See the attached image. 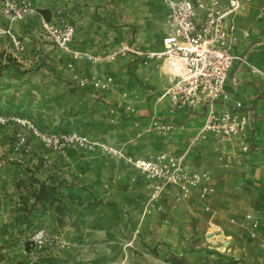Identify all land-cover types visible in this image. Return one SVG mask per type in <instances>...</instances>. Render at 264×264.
Segmentation results:
<instances>
[{
    "label": "rangeland",
    "instance_id": "obj_1",
    "mask_svg": "<svg viewBox=\"0 0 264 264\" xmlns=\"http://www.w3.org/2000/svg\"><path fill=\"white\" fill-rule=\"evenodd\" d=\"M1 1L0 50L11 52V39L4 30L10 29L5 27L13 19L3 14ZM151 25L156 28L154 23ZM115 26L116 29L108 24L97 26L110 37V47L119 36L124 40L131 38V34H126L127 28H123L130 27L129 23ZM119 28L125 32L117 35ZM83 29L82 26L81 43L87 41ZM129 30L131 33L132 27ZM39 31L41 34L32 32L34 35L25 30L15 32L29 43L30 50L18 59L19 69L8 67L0 75V264H25L26 240L31 232L25 227L29 220L25 203L28 201L30 207L34 198L29 197L30 188H18L16 182L32 172L57 186L66 211L60 215L53 209H42L39 204L37 212L32 210L31 221L37 225L58 223L66 236L70 228L81 224L78 236L115 240L117 246L112 251L120 264H136L130 258L132 251L142 264H264V186L259 175L250 177L251 172L241 184L232 180L233 165L240 159L239 151L231 146L233 140L215 133L220 142L215 151L201 146V138L191 135L189 127L178 126L175 119V127L170 130L155 127L153 117L150 123L141 124L142 116L127 106L134 107L132 87L148 84L149 80V71L143 73L136 64L149 70L147 66L139 60L131 61L128 55L111 64H92L78 56L71 60ZM140 40L151 45L158 41L152 36ZM37 43L45 49L35 54L33 48ZM73 59H80L83 71L92 72L90 75H111L110 86L80 85L75 78L79 73L70 63ZM72 130L104 140L129 156L150 157L162 150L193 151L189 166L210 173L214 190L206 195L198 190L181 199H152L139 169L118 156L125 166L136 168L137 175L122 178L120 183L107 177L111 188L116 189L119 184V192L109 195L105 191L106 177H101L100 170L105 167L104 159L113 154L77 145L56 150L44 137ZM90 178L103 187L97 190L98 195L87 185ZM92 195L96 198L92 199ZM210 222L218 225L213 233H208ZM113 224H121L128 231L114 230ZM227 232L235 235L233 244ZM134 234L141 239L139 247ZM216 236L228 246L227 252L212 245Z\"/></svg>",
    "mask_w": 264,
    "mask_h": 264
},
{
    "label": "built area",
    "instance_id": "obj_2",
    "mask_svg": "<svg viewBox=\"0 0 264 264\" xmlns=\"http://www.w3.org/2000/svg\"><path fill=\"white\" fill-rule=\"evenodd\" d=\"M251 1L165 0L169 11L162 49L150 50L137 42H124L105 54H91L72 47L77 27L60 6L53 8L50 19L39 11L32 0H2L1 11L13 20H23L32 13H39L41 30L49 40L93 63L114 60L127 54L143 60H161L168 74V85L161 97L169 99L171 114L185 109L197 112L204 108L203 125L194 136L203 139L209 132H213L231 140L245 132L251 115L243 110L244 103L241 100H237L232 108H221L219 101L228 98L225 85L235 61L241 58L235 48L242 36L250 35L247 29H241V34L238 32L236 18ZM258 16L264 17V2ZM4 32L9 33L11 53L21 60V56L28 52L27 43L11 29ZM75 78L82 86L109 87L113 81L110 75L97 77L75 74ZM127 108L135 110L130 104ZM195 112L194 115H197ZM153 125L160 130L175 127L172 120L154 119ZM44 137L56 150L77 145L89 150L101 149L108 154L126 158L145 176L152 199L163 195L181 199L190 196L196 189L202 195L214 190L212 175L203 170H190L182 154L162 150L150 157L129 156L114 145L76 130ZM243 149L248 150L249 145L245 144ZM254 226L257 227L258 223ZM217 227L214 222H210L208 233H213ZM27 241L28 264H52L47 257L52 258V253L70 246L61 233L44 223L29 232Z\"/></svg>",
    "mask_w": 264,
    "mask_h": 264
},
{
    "label": "crops",
    "instance_id": "obj_3",
    "mask_svg": "<svg viewBox=\"0 0 264 264\" xmlns=\"http://www.w3.org/2000/svg\"><path fill=\"white\" fill-rule=\"evenodd\" d=\"M32 1L38 9L49 8L51 12H53V8L56 6H60L65 9L67 18L77 27V33L71 45L78 51L89 52L91 54H105L109 51L117 49L124 42H137L144 48H149L150 50H160L163 48V36L167 32L166 17L169 11V7L165 0ZM263 2L264 0H252L247 5L246 9L242 10L236 18L238 32L241 34V29H247L250 31V35L248 37L242 36L239 44L235 48V51L241 58L235 61L225 85L228 98L226 100L221 99L219 104L221 108H232L235 106V102L237 100H241L244 103L243 110L248 111L251 115V120L245 132L231 139L233 140L231 142V146L240 153V159L238 160L237 158L233 165V168H235V175L232 180L237 184H241L246 180L248 172H251L250 177H254L252 176L254 174L259 175V181H261L264 186V17L260 18L258 16L260 6ZM8 20L10 19L8 18ZM98 20H100V22ZM40 22V14L35 12L23 20L10 21L5 28L10 27V29L16 33L20 32V30H25L28 34L30 31L31 34H41L39 31L41 29ZM151 22L156 25L155 29L152 28ZM123 23H129L130 27H132L131 33H129V26L123 27L127 28L126 34H131V38L124 40L119 36V38L117 37L114 40L116 41V44L113 47L108 46L107 42L110 40V37L106 32L98 30L97 26L102 27L104 24H108L111 29H116L117 27L115 25ZM160 23L163 24V27ZM82 26L85 28L83 29V36L85 37V40H87L84 43H81L80 40V30ZM123 28H119L117 35H120L121 32L124 31ZM139 36L140 38L152 36L154 39L157 37L158 41L155 45H151V43L141 41ZM26 43L29 52L30 45L28 42ZM33 49H35L34 53L37 54L38 51L45 48L41 47L40 44L37 43L34 45ZM60 50L65 57L68 56L71 60L74 56H76L74 53L62 48H60ZM127 55L131 57V61L139 60L141 64L149 68V70H146L143 66L136 64L137 69H140L143 73L149 71L147 74V79L149 80L147 82L148 84L134 85L132 87V94L130 95L131 103L134 105L136 115L142 116L140 123H150L152 117V120L157 118L164 121H174L175 119L178 126L182 125L184 127H189L190 134L195 135L203 125L204 108L197 110V112L185 109L176 114H171V104L169 99L167 97L160 96L168 85V74L166 69L162 67V61L153 58L143 60L133 54ZM121 57H124V55H120L114 60L99 63H93L86 59L81 60H86L92 64H111ZM81 60L73 59V62L70 63L80 75H90L92 72L83 71V68L80 65ZM158 69H161L159 70L160 73H158ZM194 112L197 115H194ZM172 136L176 137L174 134H172L171 137ZM217 137L218 136L215 133L209 132L205 138L201 139L202 142L200 145L207 146V148H211L216 151V147L220 145ZM179 140H182L181 136H179ZM245 144L249 145L248 150L243 149ZM174 154L184 155L187 167L190 170H199L191 168L188 164V159L194 156L193 151H180L175 152ZM121 159L122 158H119L114 154L108 155L104 159V166L106 168L102 167L100 170L101 177H106L105 185L107 187H105L107 189L104 187V190L106 189L105 191L109 193V195H115L119 192V184L116 186V189L111 188L107 177L116 180V183H120L122 178L124 180L132 174L137 175L136 168H129L125 166L123 159ZM139 172L142 174L140 170H138V173ZM142 176L145 179L143 174ZM90 179L86 181L87 185L94 191V195H98L97 190L99 188H102L103 190V187L99 186L95 179ZM113 183L114 182L110 184ZM196 191H198V189L194 192ZM162 197H168L169 199L175 198L171 195H163ZM91 198L95 199L96 197L92 195ZM57 224L58 223L47 225H50V228L61 233L62 237L69 243L70 246L61 248L60 250L52 253V258L47 257L52 264H120L119 257L116 255L114 256L112 251V248L117 246V241L114 240L111 242V240L108 239L103 240L102 237L99 239L93 238L95 235L88 237L80 234L81 236H78L77 232L81 230V224L70 228L68 236H66L65 232ZM112 227H115L114 230L118 229L122 232L128 231L126 227H121V224H113ZM87 229H82V231H87ZM227 233L231 235L230 242L233 244L235 235L232 232ZM138 235L139 234H134V242L139 247L141 239H137ZM142 244L145 245V242H142ZM212 245L221 251L227 252V250H229L225 242H222V238L218 236H216V240L212 243ZM249 249H251V245L249 246ZM132 252L133 254L130 255L131 260H135L136 264H142L140 259L134 256V251ZM28 259L29 254L26 251L25 264H28Z\"/></svg>",
    "mask_w": 264,
    "mask_h": 264
},
{
    "label": "trees",
    "instance_id": "obj_4",
    "mask_svg": "<svg viewBox=\"0 0 264 264\" xmlns=\"http://www.w3.org/2000/svg\"><path fill=\"white\" fill-rule=\"evenodd\" d=\"M39 11L48 19L52 17V12L49 8H40ZM21 62L18 60L13 53L8 52L5 49L0 50V75L2 74L3 69L8 67H14L19 69ZM23 185H26L30 188V196L34 198L33 204L29 207L28 201L25 203V207L28 209L27 215L29 220L25 221V227L28 230H33L36 226V221H31L32 210L37 212V206L42 205L44 210H52L55 213L60 215L65 214L66 204L63 202V198L60 196L58 188L55 184H48L47 182L39 179L33 172L27 174L23 178H19L16 182V187L21 188ZM27 189V188H26ZM28 197V198H29ZM37 209V210H36ZM26 247L28 249V241L26 240Z\"/></svg>",
    "mask_w": 264,
    "mask_h": 264
}]
</instances>
